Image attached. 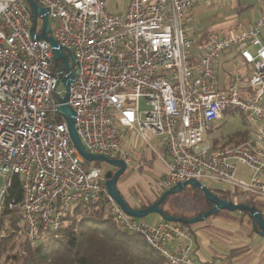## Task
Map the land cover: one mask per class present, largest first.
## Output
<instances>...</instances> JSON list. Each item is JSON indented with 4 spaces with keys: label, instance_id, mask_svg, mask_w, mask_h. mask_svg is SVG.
I'll list each match as a JSON object with an SVG mask.
<instances>
[{
    "label": "built area",
    "instance_id": "2783aa9c",
    "mask_svg": "<svg viewBox=\"0 0 264 264\" xmlns=\"http://www.w3.org/2000/svg\"><path fill=\"white\" fill-rule=\"evenodd\" d=\"M34 1L47 9L48 36L72 53L77 75L59 89L68 72L48 40L31 36L26 0H0V210L14 174L22 193L18 226L0 225V241L11 227L35 247L77 202H91L142 235L168 264H208L192 259L193 238L182 224L146 223L121 209L107 191L105 170L72 143L59 107L73 110L87 152L126 165L130 152L121 131H135L154 151L148 137H158L165 171L154 182L156 195L193 178L264 199V3L247 27L219 32L202 30L190 12L207 0H127L124 13L110 11L106 0ZM36 26L39 34L43 24ZM225 50L238 60L222 86L216 69ZM230 109L246 115L254 137L213 149L207 132ZM239 164L248 179L237 175Z\"/></svg>",
    "mask_w": 264,
    "mask_h": 264
},
{
    "label": "rangeland",
    "instance_id": "374dc122",
    "mask_svg": "<svg viewBox=\"0 0 264 264\" xmlns=\"http://www.w3.org/2000/svg\"><path fill=\"white\" fill-rule=\"evenodd\" d=\"M221 0H207L197 4V6L192 7L190 12L194 13L199 22L200 28L202 30L208 29H218L219 22L224 18H228V20H236L239 18H247L248 13L243 11L240 16L236 15L235 9L225 10L223 6H218L217 4ZM224 3H234L238 4L239 9L244 6L251 4L250 0H224ZM107 8L110 11L117 13H124L127 6V0H106ZM233 4V5H234ZM245 13V14H244ZM239 17V18H238ZM36 29L39 30L42 26V20L40 17L36 19ZM219 32H224L223 30H219ZM229 56H234V52L231 50H225L221 57L220 63L217 66L216 73L221 85H225L229 73L234 69L233 63H226L225 59H229ZM65 87V84L61 82L58 86L59 89ZM141 108L145 107L144 101L140 102ZM112 123L115 126L117 124V114L114 112L111 114ZM208 140L215 144L218 148H223L227 146H231L234 144L240 143V141L244 138L252 139L254 137V126L248 121L246 115L238 109H230L224 112L220 118L217 120V123L211 127V129L207 132ZM150 143L157 148L158 150V138L153 135H149L148 137ZM242 142V141H241ZM130 151V163L127 165L124 172L120 175L116 188H121L123 191L131 197L133 200L138 202H144V198L147 199L148 205L155 201L156 192L154 190V182L155 178L158 175L159 168L161 166V161L155 151L151 148V146L145 143L141 138L134 137L133 141L129 146ZM92 165L100 166L103 170L112 169L113 167L105 162L101 161H92L90 162ZM2 184V179L0 178V187ZM208 188L216 189L220 193L221 191L228 190V186L215 181H209L205 184ZM225 197L228 200H231L235 203H242L246 200L253 202V204L258 205V202H261L262 199L247 193H238V194H230L225 193ZM208 206V201L204 195V192L199 188H194L190 185H187L184 189L169 194L163 202L160 204V207L167 212L169 215L173 216H181L185 218H192L197 216L199 213L206 211ZM3 209L0 210V218L2 216ZM227 210H220L215 212L208 217H206L203 221L207 224H210L211 221L216 220L220 216H223ZM159 216L157 213H150L146 217L143 218L145 221H151L152 217ZM240 213H236L235 218L231 220L233 223L240 222ZM19 223V221H17ZM4 223L10 224L8 218H5L2 221ZM18 223L16 226H18ZM243 229H248L249 225L240 222ZM9 233L12 237L8 247L6 248L5 253H13L17 249H19L20 245H27L23 241V236L17 232H14L11 227ZM261 237V235H259ZM264 239V236H262ZM13 245L14 248L12 250L9 247ZM1 264H8L4 260V256L1 257Z\"/></svg>",
    "mask_w": 264,
    "mask_h": 264
},
{
    "label": "trees",
    "instance_id": "16d2710c",
    "mask_svg": "<svg viewBox=\"0 0 264 264\" xmlns=\"http://www.w3.org/2000/svg\"><path fill=\"white\" fill-rule=\"evenodd\" d=\"M244 140L246 138L241 141ZM212 148L218 147L212 144ZM10 180L0 225L8 218L11 227L16 228L20 216L21 184L16 174ZM212 191L226 199L224 192L220 193L216 189ZM161 194L156 195L155 200ZM11 201L14 205L8 207ZM245 203L252 205L249 200ZM211 206L212 203L208 202L207 208ZM241 213L248 215L253 223L249 212ZM192 225L182 224L188 233ZM11 239L9 236L0 241V259L4 256L8 264H168L150 248L142 235L120 227L114 216L105 211L100 203L77 202L62 218L60 227L35 247L20 245L15 252L5 253ZM13 248V245L9 247L10 250Z\"/></svg>",
    "mask_w": 264,
    "mask_h": 264
},
{
    "label": "crops",
    "instance_id": "0c3cea01",
    "mask_svg": "<svg viewBox=\"0 0 264 264\" xmlns=\"http://www.w3.org/2000/svg\"><path fill=\"white\" fill-rule=\"evenodd\" d=\"M224 0L219 1L218 6H223L225 10L235 9L236 15L245 11L249 16L247 18H239L234 20H228L229 17L224 18L219 22L218 29L226 32L232 26L247 27L250 23L254 22L260 14L261 7L264 0H250L251 4L239 9V5L236 3H224ZM246 1V0H244ZM234 4V5H233ZM197 6V5H196ZM195 6V7H196ZM194 14V13H193ZM245 14V13H244ZM195 15V14H194ZM196 17V16H195ZM197 24L199 22L196 17ZM217 30V29H216ZM218 30V31H219ZM237 58L229 56V59H225L226 63L236 64ZM217 120L213 123L215 125ZM134 137H138L135 131L123 130L120 132V141L124 148L129 151L130 143ZM158 138V137H157ZM250 139V138H249ZM212 143V142H211ZM213 144V143H212ZM158 150L160 153L165 154V147L161 144L158 138ZM130 152V151H129ZM157 154V148H155ZM131 154V153H130ZM158 157V154H157ZM159 168L158 175L155 180L161 177L165 171V166L162 162ZM128 165V164H127ZM127 167V166H126ZM237 175L240 178L248 179L249 170L246 166L239 164ZM260 178L264 181V172L261 173ZM121 196L131 208H143L148 205L147 199L144 198V202H136L129 197L121 188H117ZM211 189V188H210ZM212 190V189H211ZM215 192V191H213ZM224 193L238 194L242 193L233 190L228 186V190H223ZM216 193V192H215ZM217 194V193H216ZM261 198V197H259ZM258 202V205L253 204L264 216V199ZM246 202V201H245ZM242 202V203H245ZM224 215L220 216L216 220L207 224L205 222L195 223L190 227L189 234L193 238V249L191 257L193 260L201 263L208 264H264V239L260 237L258 232L253 227V223L248 215L242 214L240 211H228L223 212ZM236 213H240V222L249 225L248 229H243L241 223H233L232 219L235 218ZM161 217L154 216L151 221H145L146 223H157L161 221Z\"/></svg>",
    "mask_w": 264,
    "mask_h": 264
},
{
    "label": "water",
    "instance_id": "95a60500",
    "mask_svg": "<svg viewBox=\"0 0 264 264\" xmlns=\"http://www.w3.org/2000/svg\"><path fill=\"white\" fill-rule=\"evenodd\" d=\"M29 8H30V14H31V36H33L35 39H46L49 41L53 52H54V58L56 61L61 60L62 61V68L68 72L67 76L62 77V81L64 82L65 86L68 88L69 84L74 80V78L77 75V69L71 71V63L70 60H74V56L72 53L68 50V53L66 54L61 46L57 42L53 40L52 37L48 36V33L50 32V23L47 16V9L45 7L40 6L37 4L34 0H26ZM40 17L42 20V29L39 34H36L34 29L36 26V18ZM59 82V81H58ZM57 82V83H58ZM68 97V94L64 96L62 99V102H66ZM60 110L64 114L65 119L67 121L69 134L72 140V143L80 153V155L87 160L88 162L92 161H101L105 162L109 165H111L112 169H107L104 172V178H105V185L107 188L108 193L110 196L115 200V202L121 207V209L129 216L134 218L143 219L150 213H157L160 215L162 220L165 221H172L177 222L183 225H190L195 224L199 221H203L206 217L209 215L218 212L220 210H228V211H240L244 212L247 211L250 213L253 221V227L257 229V232L259 235L264 236V216L262 213L256 208L254 205H249L248 203H235L231 200L221 198L213 192L210 188H208L206 185L202 184L198 180L195 179H188L182 182L176 183L173 187L165 190L154 202H152L150 205L144 207V208H131L128 206L124 198L121 196L120 192L116 188V183L120 177V175L124 172L126 169V163L121 158H108L104 155L99 154H92L87 152L81 141L80 138L74 128V112L73 110L67 105L62 104L60 105ZM187 185H190L194 188H199L204 192V195L208 202L212 203V206L207 209L206 211H203L199 213L197 216L192 218H185L181 216H173L165 213L163 209L160 207V204L163 202V200L171 193L180 191L184 189Z\"/></svg>",
    "mask_w": 264,
    "mask_h": 264
},
{
    "label": "flooded vegetation",
    "instance_id": "af4514ba",
    "mask_svg": "<svg viewBox=\"0 0 264 264\" xmlns=\"http://www.w3.org/2000/svg\"><path fill=\"white\" fill-rule=\"evenodd\" d=\"M37 19V18H36Z\"/></svg>",
    "mask_w": 264,
    "mask_h": 264
}]
</instances>
